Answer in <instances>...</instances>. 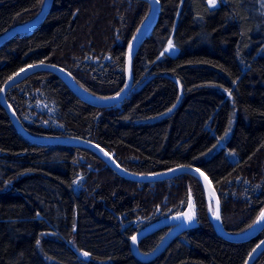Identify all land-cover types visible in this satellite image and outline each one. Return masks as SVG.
<instances>
[{
	"label": "trees",
	"instance_id": "1",
	"mask_svg": "<svg viewBox=\"0 0 264 264\" xmlns=\"http://www.w3.org/2000/svg\"><path fill=\"white\" fill-rule=\"evenodd\" d=\"M46 1L0 0V36ZM159 1L123 102L93 105L50 71L28 76L6 99L32 135L94 141L133 173L202 169L225 229L245 233L264 211V0ZM150 11L145 0H54L34 30L0 46V91L23 68L47 62L97 97L118 95ZM172 38L179 52L162 56ZM190 206L192 228L151 261L134 254L139 230ZM167 231L149 234L140 249L152 251ZM263 239L264 229L243 241L220 235L198 176L126 179L89 148L26 138L0 101V264H246ZM253 264H264V250Z\"/></svg>",
	"mask_w": 264,
	"mask_h": 264
},
{
	"label": "water",
	"instance_id": "2",
	"mask_svg": "<svg viewBox=\"0 0 264 264\" xmlns=\"http://www.w3.org/2000/svg\"><path fill=\"white\" fill-rule=\"evenodd\" d=\"M150 3L151 5V11L149 16L146 18L144 23L141 25L137 33L135 34L129 49L127 53V59H126V75H127V81L126 86L120 92L118 95L110 97V98H101L97 97L93 94H91L89 91H87L85 88H83L74 78V76L65 68L52 64L47 62H40L36 64L29 65L25 68H23V71H19L16 73L13 77H11L5 85L2 87L0 91V101L3 105V107L6 109L7 113L9 114L11 120L19 130L21 134H23L26 138L30 139L33 142L40 143V144H64V145H71V146H79V147H86L89 148L95 152H97L99 155H101L109 164L110 166L122 177L132 180V181H139V182H152V181H160L172 178L176 175H179L181 173H191L196 176H198L204 183L208 201H209V208L210 213L212 216V219L214 221L215 227L218 230L219 234L223 237L233 240V241H243L250 239L252 237H255L258 235L263 229H264V221H260L259 223H255L248 231L242 234H232L228 232L224 224L222 222V209H221V201L220 197L217 193L216 188L214 187L213 182L211 181L210 177L200 168L198 167H191V166H178L166 171L158 172V173H150V174H139V173H133L126 168H124L117 159L103 146L100 144L84 139V138H78V137H45L40 138L32 135L21 123L15 109L12 107V105L7 101L6 95L11 87L16 85L17 83L21 82L28 76L39 72V71H50L53 73H56L60 77L64 79V81L69 85V87L83 100L101 107H109L117 105L121 102H123L128 95L130 94L131 90L133 89L134 85V79H133V61L134 58L143 43V41L150 35L152 32L158 16L160 14V1L159 0H145ZM54 3V0H47L46 4L44 6V9L42 12L35 18L18 25L16 27L11 28L4 34L0 36V46L14 37L17 34L30 32L34 30L47 16L50 9L52 8V5ZM199 170V171H197ZM203 173V176L201 175ZM207 177V180L204 179V177ZM210 195L213 196L214 202H215V213H218L220 216V219H215V215L212 213V208L210 205ZM264 212V211H263ZM214 213V214H215ZM191 214L190 207L187 208L184 212L173 214L168 217H164L162 219H159L146 227L139 230L133 237H136V242L134 243L133 240H131L132 249L134 254L143 261H151L155 259L157 256H159L168 246L169 244L180 234L184 233L185 231L192 228L195 223L192 221H189L187 219V216ZM260 219V217H259ZM258 219V220H259ZM257 220V221H258ZM168 227V231L163 237L162 241L158 244V246L149 252H144L140 249V242L143 238L148 236L149 234L161 229ZM264 239L258 244L259 247L256 246V248L252 251L250 254L246 264H253L255 259L261 254V252L264 250Z\"/></svg>",
	"mask_w": 264,
	"mask_h": 264
},
{
	"label": "rangeland",
	"instance_id": "3",
	"mask_svg": "<svg viewBox=\"0 0 264 264\" xmlns=\"http://www.w3.org/2000/svg\"><path fill=\"white\" fill-rule=\"evenodd\" d=\"M211 5L216 6L217 5V0H216L215 4H211ZM170 41H171L172 47H169V42ZM170 41L168 42L166 48L162 52V56H164L165 54L176 55L179 52V48L175 45L174 39L172 38ZM209 200H210V205H211V208H212V213L214 215V213H215V202H214V199H213V196L212 195H210ZM190 209H191V215L194 217V214H195L194 206H190ZM81 255L83 257H86V258L88 257V255L85 256L83 252L81 253Z\"/></svg>",
	"mask_w": 264,
	"mask_h": 264
},
{
	"label": "snow or ice",
	"instance_id": "4",
	"mask_svg": "<svg viewBox=\"0 0 264 264\" xmlns=\"http://www.w3.org/2000/svg\"><path fill=\"white\" fill-rule=\"evenodd\" d=\"M215 2H216V0H210V3H211V4H215ZM169 47H172L171 41L169 42ZM21 71H23V69H22ZM197 171H199V170H197ZM201 175L203 176V173H201ZM204 179L207 180V177L205 176ZM214 215H215V219H217V220L220 219V216H219L218 213H215ZM192 218H193V216H192L191 214H189V215L187 216V219H188L189 221H191ZM260 221H264V212H262V213L260 214V219L257 221V223H259ZM132 240H133V242L135 243V242H136V237H132ZM37 243H39V241H38ZM262 243H264V242H262ZM257 247H259V245H258ZM254 251H255V250H254ZM84 255L87 256L88 253H84Z\"/></svg>",
	"mask_w": 264,
	"mask_h": 264
}]
</instances>
